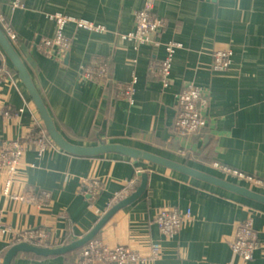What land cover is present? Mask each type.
I'll use <instances>...</instances> for the list:
<instances>
[{
  "label": "crops",
  "instance_id": "obj_1",
  "mask_svg": "<svg viewBox=\"0 0 264 264\" xmlns=\"http://www.w3.org/2000/svg\"><path fill=\"white\" fill-rule=\"evenodd\" d=\"M144 0H0V8L17 33L13 41L26 63L58 129L72 142L94 146L118 142L187 163L197 169L238 182L264 194V184L225 171L226 164L264 180V0H156V12L166 19L161 40L181 41L173 61L169 86L151 69L165 55L151 43L124 38L134 28V10ZM62 11L105 26L89 30L68 23L72 45L66 54L47 48L44 39L56 34L47 15ZM231 49L226 69L214 67L215 50ZM110 56L109 84L92 80L86 67L95 57ZM4 76L0 82V138L25 141V165L17 174L13 192L48 190L46 202L11 200L2 190L6 174L0 172L2 222L13 231L0 236V264L16 243L14 231L44 227L48 243L61 246L84 236L116 203L115 195L131 179L138 185L149 173L145 193L119 210L96 238L116 246L129 245L148 253L160 244L157 260L134 264H234L243 260L232 242L238 225L254 217L259 246L253 260L264 264V202L219 185L117 152L85 156L71 153L54 141L41 154L33 135L46 130L27 85L0 45ZM137 75L134 102L122 95L119 83ZM188 83L204 86L212 95L209 123L203 135L181 140L175 133L177 95ZM23 111L19 115L6 114ZM47 131V130H46ZM49 135V134H48ZM209 140L206 142V138ZM52 139V138H51ZM188 145V155L179 147ZM36 162L31 168L26 162ZM101 182L97 194L83 178ZM176 208L186 216L171 236L155 223L163 209ZM81 249L65 254L37 256L21 252L13 264H76ZM101 264H108L102 262Z\"/></svg>",
  "mask_w": 264,
  "mask_h": 264
},
{
  "label": "built area",
  "instance_id": "obj_2",
  "mask_svg": "<svg viewBox=\"0 0 264 264\" xmlns=\"http://www.w3.org/2000/svg\"><path fill=\"white\" fill-rule=\"evenodd\" d=\"M22 0H14L15 5H20ZM56 24V34L53 37L44 39V45L47 48L58 47L60 52L66 54L72 45V40L69 34L65 31L68 23H74L76 26L103 31L105 26L101 23L83 17L67 14L62 11L52 12L47 14ZM0 24L3 26L7 36L12 40L17 39V33L12 25L7 21L5 13L0 8ZM166 24V19L156 12V0H145L144 4L134 10V28L122 36L127 39L134 40L138 43H151L156 47L165 46V55L152 61L151 69L162 79L165 86L171 83L172 67L177 50L183 46L181 41L169 40L163 42L161 40V32ZM231 49L219 48L214 53V67L216 69H226L231 62ZM112 59L110 56L95 57L86 67V73L92 80L109 84L112 78ZM4 70L0 65V82L3 79ZM138 80L137 75L124 83H119L120 92L126 96L131 103L134 102L135 84ZM213 100V95L202 85L197 83H188L177 95L176 102V117L174 121L175 133L181 140L194 139L195 136L203 135L204 128L209 123V110ZM23 111L12 112L7 110L6 114L19 115ZM39 153L44 152L53 140L46 133V130H40L33 135ZM26 144L24 140L19 138L11 139L0 147V172L6 174V181L2 190L5 202L11 200L27 201V202H46L51 198V192L48 190L29 189L23 193L13 192V185L17 179L18 171L25 165L24 154ZM191 149L188 145L179 147L181 154L188 155ZM31 168H38L36 162H26ZM225 171L233 173L239 177L250 179L259 184H264V180L247 173L243 170L233 168L226 164L217 163ZM83 186L89 192L97 194L101 185L98 179L83 178ZM138 186L136 179H131L127 186L118 192L114 201L131 194ZM5 210V204L0 205V236L13 231L9 225L2 222L1 214ZM191 210L186 213L176 208H166L161 210L155 217V223L159 228L168 235H175L184 219ZM16 243L27 241L39 245H49V233L44 227L25 228L19 231H14ZM259 246L257 230L254 225V217L250 216L242 221L237 228V234L232 242L234 252L243 260H253L255 251ZM160 254V244L154 242L151 250L148 253L141 252L129 245L118 244L111 246L104 243L99 238H94L85 244L81 249V256L76 264H134L137 262H147L157 260ZM238 262L234 264H243Z\"/></svg>",
  "mask_w": 264,
  "mask_h": 264
},
{
  "label": "water",
  "instance_id": "obj_3",
  "mask_svg": "<svg viewBox=\"0 0 264 264\" xmlns=\"http://www.w3.org/2000/svg\"><path fill=\"white\" fill-rule=\"evenodd\" d=\"M0 45L4 49L5 53L15 64L20 74V77L25 82L32 97L34 98V101L44 120L45 128L49 136L61 148L71 153L78 155H85V156L100 155L108 152H117L131 157L145 158L154 163L176 169L178 171L187 173L189 175L195 176L197 178L224 187L228 190L234 191L238 194L264 202V194L257 190L242 185L238 182H233L231 180L222 178L220 176L205 172L187 163L180 162L178 160L157 154L155 152H151L142 148H138L135 146L118 143V142H102L94 146H85L70 141L58 129L55 120L51 116L50 111L41 93L39 92L37 86L35 85L30 70L28 69L26 63L22 59L18 50L16 49L13 41L7 36L6 32L3 30L1 25H0ZM2 62L3 60L0 58V65L2 64ZM208 140L209 137L206 138V142ZM3 144H4V139L0 138V147H2ZM148 184H149V173L143 172L142 180L140 184L137 186V188L128 196L117 201L84 236H81L80 238L61 246L39 245L27 241L17 242L7 250L4 256L3 264H13L15 258L21 252H33L41 256H51V255L65 254L72 250H76L83 247L89 241L97 237V235L99 234L101 229L105 226V224H107L108 221L119 210L138 200L147 190Z\"/></svg>",
  "mask_w": 264,
  "mask_h": 264
},
{
  "label": "trees",
  "instance_id": "obj_4",
  "mask_svg": "<svg viewBox=\"0 0 264 264\" xmlns=\"http://www.w3.org/2000/svg\"><path fill=\"white\" fill-rule=\"evenodd\" d=\"M1 25V24H0ZM2 26V25H1ZM2 28H3V26H2ZM3 30H4V28H3ZM113 82V80H111V82L110 83H112ZM46 133L48 134V132L46 131ZM82 248V247H81ZM29 253H32V254H34V255H37V256H41V255H38V254H36V253H33V252H29Z\"/></svg>",
  "mask_w": 264,
  "mask_h": 264
},
{
  "label": "rangeland",
  "instance_id": "obj_5",
  "mask_svg": "<svg viewBox=\"0 0 264 264\" xmlns=\"http://www.w3.org/2000/svg\"><path fill=\"white\" fill-rule=\"evenodd\" d=\"M145 1V0H144ZM161 15V14H160ZM159 47H157V49H158ZM164 48H165V46H164ZM172 76H173V67H172ZM171 76V77H172ZM185 141H187V140H185ZM183 155H186V154H183Z\"/></svg>",
  "mask_w": 264,
  "mask_h": 264
}]
</instances>
